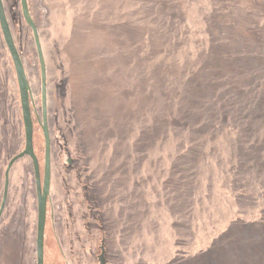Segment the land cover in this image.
I'll use <instances>...</instances> for the list:
<instances>
[{
    "label": "rangeland",
    "instance_id": "rangeland-1",
    "mask_svg": "<svg viewBox=\"0 0 264 264\" xmlns=\"http://www.w3.org/2000/svg\"><path fill=\"white\" fill-rule=\"evenodd\" d=\"M2 2L40 115L31 30ZM27 2L48 90L44 264H264V0ZM23 147L0 31V199ZM14 164L0 264H36L33 167Z\"/></svg>",
    "mask_w": 264,
    "mask_h": 264
},
{
    "label": "water",
    "instance_id": "water-1",
    "mask_svg": "<svg viewBox=\"0 0 264 264\" xmlns=\"http://www.w3.org/2000/svg\"><path fill=\"white\" fill-rule=\"evenodd\" d=\"M20 5H21V14L23 20L25 21L26 25L30 28L33 36L36 55L39 63L41 117H39L38 113L36 112L30 84L27 79L18 50L16 48L8 20L6 18L3 2L2 0H0V31L15 71L18 92H19L23 131H24V148L19 154L15 155L13 158L9 160L7 167L5 169L3 196L0 206V215L2 213V210L6 202L8 184H9V172L11 167L17 160L23 157L30 158L33 165L36 200H37V222H36V239H35L36 264H44V232H45V224L47 217V202L49 199L50 181H51L50 135L48 131L47 105H46V100H47L46 66L40 44L38 30L30 15L27 0H20ZM32 110L34 111L37 121L40 125L43 135V141H44V169H43L42 179L40 175L39 163L34 153V147H33ZM101 264H104L103 259H101Z\"/></svg>",
    "mask_w": 264,
    "mask_h": 264
},
{
    "label": "flooded vegetation",
    "instance_id": "flooded-vegetation-1",
    "mask_svg": "<svg viewBox=\"0 0 264 264\" xmlns=\"http://www.w3.org/2000/svg\"><path fill=\"white\" fill-rule=\"evenodd\" d=\"M38 116L39 117H41V113H40V115H39V113H38ZM35 119H36V125L40 128V125H39V123H38V121H37V118H36V116H35ZM40 130H41V128H40ZM33 133H34V121H33ZM41 133H42V131H41ZM24 148V147H23ZM35 153V152H34ZM36 155V154H35ZM37 157V156H36ZM27 159H28V161L31 163V165H32V161H31V159L30 158H28L27 157ZM37 160H38V163H39V159H38V157H37ZM17 162V161H16ZM15 162V163H16ZM50 163H51V140H50ZM15 164H13V166H14ZM13 166L11 167V169L13 168ZM7 167V166H6ZM32 167H33V165H32ZM39 168H40V163H39ZM6 169V168H5ZM11 169H10V171H11ZM43 169H44V157H43V168H42V171H41V169H40V175H41V179H42V175H43ZM9 174H10V172H9ZM33 177H34V173H33ZM34 181H35V179H34ZM51 182V181H50ZM3 187H4V183H3ZM35 193H36V189H35ZM2 196H3V190H2ZM2 196H1V199H0V206H1V202H2ZM5 206V205H4ZM4 209V208H3ZM2 213H3V210H2ZM2 213H1V215H0V220H1V217H2Z\"/></svg>",
    "mask_w": 264,
    "mask_h": 264
},
{
    "label": "trees",
    "instance_id": "trees-1",
    "mask_svg": "<svg viewBox=\"0 0 264 264\" xmlns=\"http://www.w3.org/2000/svg\"><path fill=\"white\" fill-rule=\"evenodd\" d=\"M21 17H22V16H21ZM22 19H23V17H22ZM23 23L26 25V23H25L24 20H23ZM26 27H28V26L26 25ZM37 30H38V29H37ZM38 32H39V31H38ZM19 56H20V59H21V61H22L23 67H24L23 55L19 53ZM24 69H25V67H24ZM47 94H48V90H47ZM47 97H48V95H47ZM40 112H41V109H40ZM34 117H35V116H34ZM33 121H34V120H33ZM35 122H36V119H35ZM21 151H22V149H21Z\"/></svg>",
    "mask_w": 264,
    "mask_h": 264
}]
</instances>
